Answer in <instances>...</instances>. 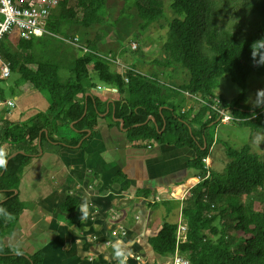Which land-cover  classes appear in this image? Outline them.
Here are the masks:
<instances>
[{
  "label": "trees",
  "instance_id": "obj_1",
  "mask_svg": "<svg viewBox=\"0 0 264 264\" xmlns=\"http://www.w3.org/2000/svg\"><path fill=\"white\" fill-rule=\"evenodd\" d=\"M123 1L134 8L135 19L139 21L142 33L149 26L165 20L163 0ZM235 1L169 0L168 9L172 18L167 23L162 58L153 64L163 69H183L189 74V81L183 88L174 89L134 70L122 75L110 73L108 63L101 60L103 58L97 53L99 46L96 41H87L78 49L81 56L72 61L65 60L62 46L56 52L57 57L52 58L46 49L34 48L33 40L20 41L15 50L7 42V36L0 43V55L9 64L10 73L16 76L9 90L13 93L14 88L27 83L42 92L43 96L47 97L46 90L49 95L52 93L50 99L46 98L51 104L50 110L46 111L47 116L50 117L52 112L55 114L54 122L60 121L68 127L73 124L71 130L77 132L78 136L84 134L79 133L84 129L92 134L97 130L94 105L88 103V113L81 118L84 107L77 104L76 97L95 88L94 85H80L88 79L89 73H93L98 75L102 83L124 96L115 103L114 119L123 120V129L127 130L125 135L129 141H146L157 145L172 141L177 147L185 149H192L196 143H206L204 148H198L195 157L189 161L190 169L200 181L190 190V197L180 209L188 226V243L180 248V253L191 264H264V161L252 151L250 145L240 149L224 146L228 160L224 169L221 173L211 171L206 176L203 159L209 156L215 136L209 137L207 130L211 127L216 130L219 125L216 123L217 115L202 106L199 114L191 120L189 117L193 111L166 122L163 133H160L163 126L158 124L159 109L173 108L168 102L171 98L167 97L170 89L199 94L206 100L214 97L219 81L224 77H228L240 89L245 88L250 76L264 77V64L254 65L250 48L254 41L264 38V0L250 1L247 9V16L250 17L248 32H230L214 24L210 27L207 25L216 5ZM71 3L69 0L60 2L56 14L48 21L47 30L60 34L76 26L88 29L101 24V12L106 0H74ZM45 37L54 38L50 33ZM40 42L42 46H48L44 38ZM61 70L74 75V79L60 81L54 72ZM47 74H50L48 80ZM124 75L127 82L123 81ZM2 91L0 88V101L4 100ZM244 98L241 93L231 102L220 98V103L230 110L231 115L238 120L235 121L238 125L248 127L255 135L264 137V108L247 109L242 106ZM67 103L72 106L67 108ZM205 115L211 117L202 122ZM148 117L155 119L157 128L146 122ZM46 124V120L41 122L35 119L30 127L14 126L10 133L8 126L3 129L4 142L16 145V150L24 153L10 160L6 170L2 172L3 169H0V200L4 201L0 209L10 213L12 219L22 211V204L13 193L17 189L21 170L39 152L38 147L30 148L29 145L38 138L43 141L41 131ZM195 125H198V130ZM53 129L56 131L54 126ZM25 138L29 145H22ZM199 138L203 141H198ZM78 142L75 140L71 144L76 146ZM77 201L68 198L62 207L69 219L77 209ZM256 204L261 207L260 210L255 209ZM9 220L0 212V264H39L41 255L28 260L2 249L3 232ZM175 231L176 224L165 223L157 236L149 241L152 251L161 257H172Z\"/></svg>",
  "mask_w": 264,
  "mask_h": 264
},
{
  "label": "crops",
  "instance_id": "obj_2",
  "mask_svg": "<svg viewBox=\"0 0 264 264\" xmlns=\"http://www.w3.org/2000/svg\"><path fill=\"white\" fill-rule=\"evenodd\" d=\"M11 78L9 86L16 81L15 75L11 74ZM98 89L101 91V87ZM96 93L78 95L84 103L80 106L86 108L90 95ZM115 100L112 98V103ZM12 101L14 108L0 107V139L9 153H16V145H8L2 139L4 127L8 126L10 133L14 126L30 127L35 119L48 123L52 117L45 113L49 106L46 98L30 84L14 88ZM42 114L46 115L38 116ZM97 119L93 134L84 129L79 131L84 134L78 136L71 130L72 124L68 127L56 121V131L52 125L47 128V124L41 131L43 141L38 138L30 145L26 139L23 141L22 145L36 146L43 153L38 152L21 173L14 195L22 204V211L9 220L2 246L29 260L41 255L39 264H118L112 248L115 241L110 246L105 243L120 225L127 234L120 241L133 253L127 264H170V257L155 254L149 241L165 223L178 222L181 192L190 187V179L196 175L188 164L198 151L192 153L172 141L160 145L129 141L123 124L106 119L103 111ZM195 128L198 130L196 125ZM164 130L165 125L160 133ZM75 140L79 142L73 146ZM200 146L204 148L206 143H198ZM87 170L92 172L90 181L85 178ZM72 188H77L79 197L67 196ZM68 198L78 200L71 219L62 208ZM84 198L89 200L90 214L81 220L79 208Z\"/></svg>",
  "mask_w": 264,
  "mask_h": 264
},
{
  "label": "rangeland",
  "instance_id": "obj_3",
  "mask_svg": "<svg viewBox=\"0 0 264 264\" xmlns=\"http://www.w3.org/2000/svg\"><path fill=\"white\" fill-rule=\"evenodd\" d=\"M62 0H9L12 9L18 13V17L13 18L14 23L11 27H8L6 21V16L4 13L0 12V43L5 36L8 37L7 42L10 44L11 48L15 50L17 43L24 41L26 33L25 26H28L29 36L27 40H33V47L36 49L44 48L47 50L48 55L52 58H56V52L59 47L62 46L63 52L65 53L64 58L66 61H72L81 56L78 51L81 47L85 45L87 41H96L99 46L97 53L99 56L105 58L101 59L108 63L109 72L112 74H124L128 70H134L143 76L149 78L157 79L161 84L175 88H183V86L189 81V74H187L181 68H171L163 69L153 64L155 60H161L162 58V43L164 42L167 34V23L172 18L169 11V0H163L165 20H161L157 24H153L146 29L144 33L139 30V21L135 19L134 8L124 2L123 0H106L105 7L102 9L101 17L102 22L99 25H93L88 29H84L80 26L72 27L70 30L62 32L60 34L51 33L47 30L48 21L52 16H54L59 8L60 2ZM73 4L74 0H69ZM251 0H236L235 2H222L216 5L212 9V15L209 16L207 20V25L210 27L211 24L217 25L220 29H225L230 32L244 33L249 31V20L250 17L247 16L248 5ZM1 9V4H0ZM46 11L47 15L44 17L41 12ZM36 13L34 16L31 13ZM129 27V28H128ZM50 33L54 38L45 37L46 34ZM48 43V46H42L40 42L43 39ZM76 42V43H75ZM135 44L137 46L136 50H132L131 46ZM54 50V53H51ZM39 55V53L37 54ZM255 65V64H254ZM5 66H9L0 55V70H3ZM56 73L58 79L67 80L69 78L74 79V75L67 71H58ZM50 74H47V80ZM123 81L127 82L125 75L123 76ZM13 82V78H3L0 72V88L3 90L4 100L0 103H5L12 108L16 105L12 101L13 93L9 90V85ZM81 86H91L94 85L95 88L88 89V92L97 91V95H90V102L93 103L94 109L97 115H100V111H103L106 119H111L113 122H117L114 119L115 113V103L124 97L116 89L102 83L97 74L89 73L88 79L80 84ZM9 86V87H7ZM98 87H101L99 91ZM258 89H264V77L258 78L255 76H250L248 82L244 89H240L237 85L233 84L228 77H224L219 81V86L214 92V98H223L227 102H231L241 93L244 94V102L242 106L247 109H255L257 103L256 92ZM178 90V89H177ZM40 92V91H38ZM87 93L84 94L86 96ZM42 94V92H40ZM47 97L50 99L52 96L49 95L48 91H45ZM81 95V94H80ZM77 97V96H76ZM168 102L173 105L172 109L168 107L159 109V125L164 126L166 122L171 120L179 119L183 113L188 111H193L189 117H196L202 106L209 108V105L214 102L203 99L199 94H190V92L171 90L168 93ZM112 98L116 100L112 103ZM78 99V98H77ZM260 108H264V97H261ZM97 100V101H95ZM77 104L84 105V103L77 100ZM95 104L97 107H95ZM67 108L72 106L71 103L65 104ZM210 109V108H209ZM109 110V112H108ZM167 110V111H165ZM211 110V109H210ZM215 113L213 110H211ZM261 111V110H260ZM88 113V107H84L83 118ZM52 114V115H51ZM216 114V113H215ZM52 120L46 125L50 128L51 125L54 126V113H50ZM211 115H205L204 119L207 121ZM96 117V122H97ZM147 123L152 126L158 127L157 122L152 117L147 118ZM163 122V124H162ZM216 123L213 125L215 126ZM198 128V125H196ZM98 127V125H96ZM67 133L71 131L67 128L65 129ZM121 130V127H120ZM127 131V130H125ZM207 135L211 137L214 136L213 148L210 152V166L211 170L216 173H221L224 169L227 158L225 155L224 146H230L234 149H240L246 145H250L252 151L257 154L264 161V140L262 135H255L252 133L248 127L240 126L237 122L231 124H220L217 126L216 130L211 127L207 130ZM203 141L199 138L198 141ZM0 148H3L7 153V166L8 162L15 158L17 155H23V152L9 153L4 147L3 141L0 139ZM198 143L191 149V152L198 151ZM37 157V156H33ZM31 157V159L33 158ZM29 162L26 164L28 165ZM25 165V166H26ZM24 166V167H25ZM21 170V173L24 169ZM4 169L2 170V172ZM2 174V173H1ZM90 170H87L85 178L90 181ZM193 176L190 180H195ZM21 174L19 176L18 182L20 181ZM194 184V181L192 182ZM90 182L88 183V185ZM188 186V185H187ZM90 192V189H88ZM161 206H166L171 210L168 204L162 203ZM178 209V207L176 206ZM256 210H260L259 205H255ZM172 217L169 218V221ZM218 228L220 227L217 226ZM235 240L237 238L234 236ZM2 249H6L2 246Z\"/></svg>",
  "mask_w": 264,
  "mask_h": 264
},
{
  "label": "built area",
  "instance_id": "obj_4",
  "mask_svg": "<svg viewBox=\"0 0 264 264\" xmlns=\"http://www.w3.org/2000/svg\"><path fill=\"white\" fill-rule=\"evenodd\" d=\"M0 4H1V9H4V7H5L4 4L3 3H0ZM0 12L4 13V15L6 16V19H7V13L2 12V11H0ZM17 14L18 13H16L13 10V12L11 14V18L8 19V22H7L8 27H11V25H13V23L15 21V20H13V18L16 19V17H18ZM31 14H33L34 16H37V14L34 12ZM41 15L45 17L47 15L46 11L41 12ZM28 29H29V27L25 26V33H26V36H25L26 40L25 41H28L27 39H28V36L30 35L28 32ZM131 48H132V50H136L137 46L135 44H132ZM0 72H1V76L3 78H8V77L10 78V76H11L9 66H5L3 70H0ZM208 98L211 101L214 100V102L211 103V105H209V108L211 110H213L217 115L216 123H218L220 125V124H231L235 121H238L235 117H233L231 115L230 110L228 108H224L221 106L220 100L218 98H214V97H208ZM9 107H11V106H9ZM212 148H213V144L211 145L209 154H210ZM209 159H210L209 157H206L205 159H203L204 171L206 173V176H209V174L211 172V166H210L211 163H210ZM193 181H194V185L190 186L189 188H187L181 192L179 200L182 202V205H183L184 201L190 197V193H189L190 190L199 183L200 179H199V177H195V180H193ZM67 196H74L76 198L79 197V194L77 192V188L70 191ZM171 199L172 198L169 196L168 200H171ZM182 205H181V208H182ZM126 235H127L126 231L122 226H120V225L116 226L110 233V238L112 239V241H107L105 243V246H110L113 243V240L116 241V240L124 239L126 237ZM187 242H188V226H187L186 222L183 220L181 213H180L179 218H178V222H177V226H176V231H175V251H174L173 256L171 257L170 264H177L178 261H179V264H191L190 261L186 257H184L183 255H181V253H180V248L183 245H185ZM134 259L137 262L140 261L139 258H134Z\"/></svg>",
  "mask_w": 264,
  "mask_h": 264
},
{
  "label": "clouds",
  "instance_id": "obj_5",
  "mask_svg": "<svg viewBox=\"0 0 264 264\" xmlns=\"http://www.w3.org/2000/svg\"><path fill=\"white\" fill-rule=\"evenodd\" d=\"M0 3H3L5 6L4 9H0V11L7 13V19L5 21V23H7L8 19L11 18V14L13 12V9L11 8L9 0H0ZM0 27H2V26H0ZM250 48H251V57L253 59L254 64L257 66L264 64V38H261L257 41H254L251 44ZM257 57H259V59H256ZM103 59L106 60L105 58H103ZM256 97H257L256 107H259V105L261 103L260 98L264 97V89H258L256 92ZM4 105H7V104L0 103V107H4ZM61 125H62V123H61ZM20 126H22V125H20ZM72 126H73V124L71 125V127ZM5 149H7V148L5 147ZM17 152H20V151H17ZM208 157L210 158V154ZM0 169H4V170L7 169V153L5 152V150L3 148H0ZM0 212H2L4 214L6 219H12V215L10 213H7L6 210L0 209ZM79 213H80L79 218L81 220H86L88 218L90 213H89V200L87 198H84L83 202L81 203L80 208H79ZM180 213H181V210H180ZM181 216H182V214H181ZM176 226H177V223H176ZM108 241H112V239L108 240ZM112 248H113V252H114V258L117 259L118 264H127L128 259L130 257H133V253L131 252L130 249H128L126 246H124L123 241H120V240L115 241L112 244ZM170 260H171V257H170ZM177 264H179V261L177 262Z\"/></svg>",
  "mask_w": 264,
  "mask_h": 264
},
{
  "label": "water",
  "instance_id": "obj_6",
  "mask_svg": "<svg viewBox=\"0 0 264 264\" xmlns=\"http://www.w3.org/2000/svg\"><path fill=\"white\" fill-rule=\"evenodd\" d=\"M115 120H117V122H120L121 124H123V120H121V119H115ZM42 153H43V151L39 148V155H41ZM14 194L17 195V191H14Z\"/></svg>",
  "mask_w": 264,
  "mask_h": 264
},
{
  "label": "flooded vegetation",
  "instance_id": "obj_7",
  "mask_svg": "<svg viewBox=\"0 0 264 264\" xmlns=\"http://www.w3.org/2000/svg\"><path fill=\"white\" fill-rule=\"evenodd\" d=\"M48 109L50 110V107H51V104H50V102L48 103ZM46 113V112H45ZM42 115H46V114H42ZM51 117V116H50ZM192 185H194L193 183L190 185V186H192ZM187 188H189V187H187ZM74 189H76V188H72V189H70L68 192H67V195H68V193L70 192V191H72V190H74Z\"/></svg>",
  "mask_w": 264,
  "mask_h": 264
}]
</instances>
